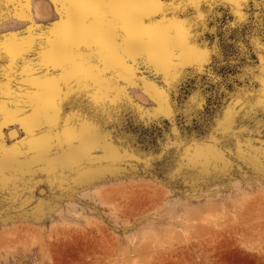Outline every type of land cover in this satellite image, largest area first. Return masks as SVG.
Returning <instances> with one entry per match:
<instances>
[{
  "label": "rangeland",
  "instance_id": "1",
  "mask_svg": "<svg viewBox=\"0 0 264 264\" xmlns=\"http://www.w3.org/2000/svg\"><path fill=\"white\" fill-rule=\"evenodd\" d=\"M0 264H264V0H0Z\"/></svg>",
  "mask_w": 264,
  "mask_h": 264
},
{
  "label": "bare ground",
  "instance_id": "2",
  "mask_svg": "<svg viewBox=\"0 0 264 264\" xmlns=\"http://www.w3.org/2000/svg\"><path fill=\"white\" fill-rule=\"evenodd\" d=\"M8 135H9V137H15V136H17V131L15 129H10L8 131ZM39 192H40V194H43L44 193V189H40Z\"/></svg>",
  "mask_w": 264,
  "mask_h": 264
},
{
  "label": "trees",
  "instance_id": "3",
  "mask_svg": "<svg viewBox=\"0 0 264 264\" xmlns=\"http://www.w3.org/2000/svg\"><path fill=\"white\" fill-rule=\"evenodd\" d=\"M185 86H186V88L189 87V88H187V91H188V92L191 91V88H190L189 84H187V85H185ZM187 91H186V92H187ZM204 105H205V107H207L208 105H213V103H210L209 100H206V102L204 103ZM214 106H217V104L215 103ZM205 107H204V108H205ZM196 136H198V134H196Z\"/></svg>",
  "mask_w": 264,
  "mask_h": 264
},
{
  "label": "snow or ice",
  "instance_id": "4",
  "mask_svg": "<svg viewBox=\"0 0 264 264\" xmlns=\"http://www.w3.org/2000/svg\"><path fill=\"white\" fill-rule=\"evenodd\" d=\"M160 2H161V3H166V2H167V0H160Z\"/></svg>",
  "mask_w": 264,
  "mask_h": 264
}]
</instances>
